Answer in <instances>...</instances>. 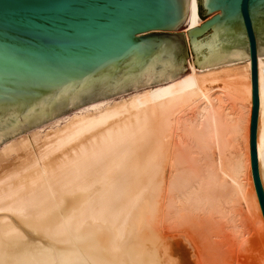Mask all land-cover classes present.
I'll use <instances>...</instances> for the list:
<instances>
[{
  "label": "bare ground",
  "instance_id": "obj_1",
  "mask_svg": "<svg viewBox=\"0 0 264 264\" xmlns=\"http://www.w3.org/2000/svg\"><path fill=\"white\" fill-rule=\"evenodd\" d=\"M203 22L197 0H191V27ZM191 62L184 79L109 97L0 144V264H185L182 244L173 246L161 226L200 211L222 216L221 202L236 203L232 191L264 233L251 164V60L204 69ZM258 76L264 186V56H258ZM244 108L248 191L241 177L246 160L244 168L242 160L227 168L224 155L227 135L242 129ZM188 109L194 118L187 117ZM181 134L198 146L206 176L186 139L181 150ZM175 137L182 144H174ZM213 148L219 155L214 163ZM17 159L3 172L9 166L4 162ZM161 234L170 245H163Z\"/></svg>",
  "mask_w": 264,
  "mask_h": 264
},
{
  "label": "water",
  "instance_id": "obj_2",
  "mask_svg": "<svg viewBox=\"0 0 264 264\" xmlns=\"http://www.w3.org/2000/svg\"><path fill=\"white\" fill-rule=\"evenodd\" d=\"M0 0V144L64 114L198 69L251 60L250 150L264 216L257 131L264 0ZM201 19H203L201 17ZM192 53V54H191Z\"/></svg>",
  "mask_w": 264,
  "mask_h": 264
},
{
  "label": "rangeland",
  "instance_id": "obj_3",
  "mask_svg": "<svg viewBox=\"0 0 264 264\" xmlns=\"http://www.w3.org/2000/svg\"><path fill=\"white\" fill-rule=\"evenodd\" d=\"M190 28H192V27H191L190 23H188V25L186 26V30L190 29ZM191 63L194 66V61ZM190 75H191V69L189 67V71L186 74H184L181 77L175 78V79H184ZM175 79H171L168 81H164L161 83L150 85V87H156L159 84H164L165 82H171L172 80H175ZM129 92H131V91H129ZM129 92H127V93H129ZM231 104L235 105L233 102ZM234 107H236V109H237L238 106H234ZM191 110L192 109H188L186 111L187 117L191 116V117H189L190 119L195 117L194 116V114H195L194 110H192V111ZM245 112H247V108H244V110H243V113H244V115H243L244 121L243 122L244 123L241 126L242 129L240 130V133H239V131L233 132V133L231 132V136L229 135L230 134L229 133L226 137L227 139L225 140L226 144H225V149H224V153H225L224 155H225L226 160L225 159L224 160H225V165L227 168H230L231 164L234 165V163L236 161H239V160L244 161V162L241 161L242 167H243V165L245 164V160H246L247 164H245V165H247V169H245L244 167L243 168H244V170H247V171H244L242 168V170L244 172L242 171L243 176H241V177H242V180L245 183V185L247 183V186H246L247 187L246 190H247L248 188H250V184H249L250 181L249 180L251 179V176L247 175V174H250V171H248V169H249L248 160L245 159V157L248 155V153L246 154V152H248L247 151L248 150V137H247V135H248L247 134V129H248L247 128L248 127L247 126L248 125L247 124V121H248L247 115H248V113H245ZM70 113L71 112H69L67 114H70ZM235 133L236 134L238 133V134L236 135ZM181 135L182 136L180 137V139L183 142L187 140L186 144L188 143L187 145H189V148L191 151L189 149L188 150L190 151L191 155L193 154L192 157H194V156L196 158L198 157L197 161L199 159H201L203 157L201 155V153L199 154V153H196V151H195V150H197V152L198 151L200 152L198 146H196V144L191 139L189 140L187 137H185L184 134H181ZM246 137H247V139H246ZM181 140L179 142V138L175 137L173 142H174V144L176 143V145H178L177 142L182 144ZM183 144H182V146L180 145L182 148L178 147V149L175 148V150L179 151L180 150L179 148H181V150H182L183 147L185 146V142ZM187 145L185 147H187ZM192 146H196V147L194 148ZM184 149L186 150V148H184ZM210 152H212V154H210L211 155L210 157H212V155L214 154L213 155L214 157L211 158V161L213 158H215L213 160L217 162L218 161L217 157L219 156L218 151L217 150L215 151L213 148V150H211ZM216 154L218 156H216ZM195 157L193 159H195ZM246 158H248V157H246ZM195 161H196V159H195ZM203 161L204 160L198 161L199 164L201 162V164H200L201 167L199 166V171H201V173L199 172V174L202 176H206L205 175L206 172L204 170H203V172H202V170H200V168H203L202 166H203V163L205 162V161L204 162ZM12 163H13V165H12ZM19 163H20L19 159L12 160L10 162L9 161L4 162V164H8L9 166H7L3 170V172L11 170L12 168H14V166H17ZM212 163H214V162L212 161ZM199 164H197V165H199ZM247 172H249V173H247ZM248 176L250 177L249 180H248ZM172 177H173L172 172L169 169L166 173L167 182H169L172 179ZM196 185H198V184H196ZM205 189H206V187H205ZM202 191H203V187H202ZM208 192H209V189L206 193H208ZM211 192L212 191H210V193ZM232 192H233L232 195H235L234 197L232 196V199L235 200L234 202H236V203H233V201H230V202H232V205L228 204L229 202L223 198L224 200L227 201V204L221 202V205H223L222 206V210H223L222 216L219 215L218 213L207 212V211H205L204 214H201L200 213L201 211H200L199 213H197V212L194 213L195 215L190 214L191 216H189L188 218H184L186 220L181 219L178 221H167V222H165V224H163V226H161L160 232L164 233L166 236H170L173 238L175 237V238L174 239L172 238L173 240L171 238H169V240H171V241H169L168 238H167V240L164 238L165 237L164 234H163L164 236L161 234L163 237H160V238L164 239V241H163L164 243L159 239L160 242L166 246H167V243L170 245L169 242L173 243V246L174 245L179 246L180 244H182V246H180V247H183L182 249H184V251H185L184 252L185 256H183V258L187 257V259H186L187 261L185 259H183L185 264H196V263L197 264H201V263L202 264H264V248H263L264 242L262 244V241H264V238H263L264 233L263 234L261 233L262 229L259 228L260 226L257 223V220L254 217L253 218L250 217V214L246 209L247 207H246L244 200L242 198H241L242 200H240V198H239L241 196H237L238 194H236L234 191H232ZM164 195H165V197L167 196L166 192ZM168 196L166 198L167 200H168ZM165 197H164V202H166ZM220 201H222V200H220ZM224 207H225V210H224ZM226 211H228V212L226 213V217H225L224 212H226ZM234 225L239 226V227H237V228L235 227L236 229L234 230ZM238 228H240L241 230ZM258 228H259V230H258ZM237 230H238L239 234H237ZM233 232H236V235ZM260 237L263 239L261 240ZM176 238H178V239H176ZM186 238H187V240H186ZM181 240H183L182 243H181ZM187 241H190L191 246H187L189 244ZM194 251H196V252L193 255ZM198 261H200L201 263Z\"/></svg>",
  "mask_w": 264,
  "mask_h": 264
},
{
  "label": "trees",
  "instance_id": "obj_4",
  "mask_svg": "<svg viewBox=\"0 0 264 264\" xmlns=\"http://www.w3.org/2000/svg\"><path fill=\"white\" fill-rule=\"evenodd\" d=\"M200 15H201V17L204 19V17H203V12H202L201 8H200Z\"/></svg>",
  "mask_w": 264,
  "mask_h": 264
}]
</instances>
